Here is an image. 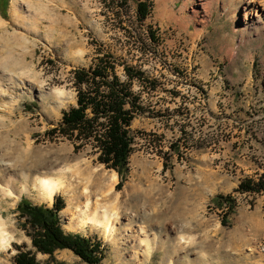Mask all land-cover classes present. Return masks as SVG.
<instances>
[{
  "label": "rangeland",
  "instance_id": "1",
  "mask_svg": "<svg viewBox=\"0 0 264 264\" xmlns=\"http://www.w3.org/2000/svg\"><path fill=\"white\" fill-rule=\"evenodd\" d=\"M138 1L149 9L142 20ZM248 4L8 0L0 19L24 41L0 30V57L15 62V84L0 85L8 86L0 88V229L9 237L0 264H15L19 250L40 263L87 264L69 248L52 258L36 251L18 217L21 198L51 206L54 195L64 201L62 228L101 242L98 264H264V189H237L264 171V2L251 24ZM103 53L143 106L129 125L132 149L118 187L93 138L48 133L76 105L74 70L92 68ZM124 67L143 79H129ZM18 160L61 172L51 200L13 188ZM109 192L117 198L116 241L75 217L78 203ZM216 194L233 198L226 222Z\"/></svg>",
  "mask_w": 264,
  "mask_h": 264
},
{
  "label": "trees",
  "instance_id": "2",
  "mask_svg": "<svg viewBox=\"0 0 264 264\" xmlns=\"http://www.w3.org/2000/svg\"><path fill=\"white\" fill-rule=\"evenodd\" d=\"M7 3L8 0H2L0 3L1 13L5 12ZM147 6L145 1L137 2L136 15L139 20L148 14ZM149 35L152 40L155 39L152 31H149ZM124 70L129 79H143L141 71H132L129 67H124ZM74 78L78 86L76 105L64 111L59 124L49 129L48 133L58 131L70 138H93L100 149L99 161L117 172L118 187L125 178L128 169L127 158L132 149L129 125L135 114L143 111V106L139 103L138 96L133 95L129 87L119 80L112 55L109 53H103L92 68H76ZM150 84L153 88V83ZM237 189L242 192L264 189V171L256 178H245L238 184ZM212 200L216 206H226V217L222 219V222H226L234 207L233 198L229 194H216ZM63 206L64 201L60 195H54L51 206L33 204L26 198L20 199L16 207L18 217L24 219L23 225L31 237L32 246L36 251L48 254L50 258L55 249L69 248L87 264H98L104 250L101 242L79 232L65 231L59 217ZM14 262L50 264L38 262L34 253L29 250H19Z\"/></svg>",
  "mask_w": 264,
  "mask_h": 264
},
{
  "label": "bare ground",
  "instance_id": "3",
  "mask_svg": "<svg viewBox=\"0 0 264 264\" xmlns=\"http://www.w3.org/2000/svg\"><path fill=\"white\" fill-rule=\"evenodd\" d=\"M260 1L264 2V0H248L249 4L245 6V17L248 19L249 24L254 22V18L251 16V13L258 11V8L260 7L259 4L261 3ZM258 16L259 15H257V17ZM0 30L5 36H12L16 42L20 43L24 41L23 37L20 35L11 33L3 24L1 19ZM13 66H15L14 60L11 58H9V60H5L4 58L0 57V85L6 84L4 83L6 81L9 83L11 82V84H15L12 74L9 73V70L14 68ZM7 88L1 89L4 90L3 92H5ZM1 105L3 106V104ZM25 163L26 162L23 163V161H19L17 165L14 164V168H20V170L15 172V176L11 181L14 186L13 188H15L18 193H22L34 188L42 196L48 197L51 200L53 194L61 184V172L56 169L53 170L51 168H46L45 165L37 166L33 164L27 165ZM5 189L6 188H4V190ZM89 198L90 197H87L86 200L82 202V205L78 203L79 205L77 207L79 209L75 217H77L78 221L82 224L90 223L95 226L102 227V229L106 231V234L111 235L113 237L112 240L116 241V238H114L116 233L114 222H116L118 219V213L115 211L117 198L114 195V192H109L98 200H90ZM66 213L70 216L74 215L71 211L69 212L68 209L66 210ZM146 218L150 219L149 216ZM8 241L9 237L0 229V246H4L8 243ZM143 241L148 244V240L146 238H143Z\"/></svg>",
  "mask_w": 264,
  "mask_h": 264
}]
</instances>
